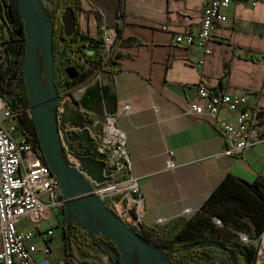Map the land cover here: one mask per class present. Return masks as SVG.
Listing matches in <instances>:
<instances>
[{
    "label": "crops",
    "instance_id": "obj_1",
    "mask_svg": "<svg viewBox=\"0 0 264 264\" xmlns=\"http://www.w3.org/2000/svg\"><path fill=\"white\" fill-rule=\"evenodd\" d=\"M77 1L75 30L100 39L105 28L117 29L120 52L114 73L96 70L68 92L93 121L113 117L125 133L130 175L143 199L140 223L170 238L201 211L227 174L247 182L264 178V0L253 6L248 0L232 2L222 8L227 19L212 31L208 54L174 39L177 33L199 30L206 0ZM2 21L0 47L9 38ZM200 84L245 93L260 142L241 154H226L220 131L209 117L188 113ZM64 106L77 114L70 99ZM81 121L86 122L80 117L76 122ZM169 159L173 169L166 168ZM215 218V226L221 227ZM53 220V225L58 223L54 214ZM38 244V239L30 243L36 259L43 257ZM209 248L216 261L220 252L225 254L216 245ZM69 251L63 228H55L52 264H71ZM82 256L78 264L112 263L106 256Z\"/></svg>",
    "mask_w": 264,
    "mask_h": 264
},
{
    "label": "built area",
    "instance_id": "obj_2",
    "mask_svg": "<svg viewBox=\"0 0 264 264\" xmlns=\"http://www.w3.org/2000/svg\"><path fill=\"white\" fill-rule=\"evenodd\" d=\"M245 0H206L202 9L199 30L197 32L177 33L174 36L177 44L185 46L197 45L204 54L210 53L207 46L212 31L226 21L227 17L221 11L232 2ZM250 5L257 0H248ZM6 19L2 21L5 30L9 24V10L3 5ZM120 22V19H118ZM103 63L114 61L120 52V37L117 29L105 28L101 37ZM79 66L83 70L89 68L84 58H78ZM203 60L200 59L199 63ZM18 77L14 74L11 83ZM12 96L0 93V264H52V239L55 228H63L64 203L60 185L54 174L40 156H38L34 139L23 132L20 127V115L27 112L30 117V108L12 110L9 99ZM247 95L210 90L205 85L197 87L196 99L191 100L188 113L195 116H206L216 125L224 142L226 154H241L251 146L260 142V138L252 129L253 112L246 107ZM241 107V108H240ZM125 106L124 110L127 111ZM59 125L64 135L68 131H80L87 128L94 140L96 151L104 155V160H85L86 163L96 165L99 180L89 177L92 192L100 197L107 205L110 198L123 197L126 200V210L133 209L140 222L142 197L139 194L136 179L130 175V158L126 151L125 133L114 124L113 117L107 116L102 121L75 122L67 125L63 119ZM61 123V121H59ZM64 155L68 166L85 172L81 165L80 156L72 149L64 146ZM172 160H167L166 168L173 169ZM101 185L100 189H95ZM125 210V211H126ZM50 211L58 217V223L45 229L36 226L31 216L34 213ZM217 225H221L219 218H215ZM25 223V224H24ZM264 229L256 239L246 232H238L241 243L253 245L256 248L257 264L264 263ZM38 239L39 251L43 257H34V246L30 243Z\"/></svg>",
    "mask_w": 264,
    "mask_h": 264
},
{
    "label": "trees",
    "instance_id": "obj_3",
    "mask_svg": "<svg viewBox=\"0 0 264 264\" xmlns=\"http://www.w3.org/2000/svg\"><path fill=\"white\" fill-rule=\"evenodd\" d=\"M9 10L7 31L12 41L16 37L17 29L22 25V17L18 0H0ZM52 3L51 21L54 25V51L58 54L59 76L56 83L62 99H70L74 104L77 115L86 121H93V117L80 111L76 102L68 92L92 72L96 70L114 73L115 61L103 63V50L101 40L80 34L75 30L73 35L65 37L62 34L61 13L66 6H70L74 12L80 9L77 0H50ZM62 5V7H61ZM17 48L13 50V57L3 69H0V93H5L13 98L12 110H22L29 107L24 83H17L22 74L23 51L17 56ZM41 57L40 50L37 52ZM84 58L89 68L83 70L79 66L78 58ZM67 66H74L79 75L70 79L64 72ZM15 73L18 77L11 83V76ZM16 86V87H15ZM20 127L23 132L29 133L34 139L38 156L44 160L35 128L27 112L20 115ZM72 151L77 153L72 144ZM212 217L221 221V227L215 226ZM124 218L129 227L134 230L142 240L153 247H161L163 252L169 253V260L174 264H219L209 253L210 245L218 246L227 255L229 264H257L256 248L240 242L238 232L252 226L257 234L264 229V178L258 177L253 182H247L239 177L227 174L219 185L210 193L204 201L201 211L194 214L185 224L170 238L159 234L154 227L145 226L138 221L133 209L124 211ZM64 240L67 251L72 245L87 256L85 249L103 242V237L93 235L90 237L81 229L77 222L71 221L63 224ZM250 235V234H249ZM251 236V235H250ZM264 264V263H260Z\"/></svg>",
    "mask_w": 264,
    "mask_h": 264
},
{
    "label": "water",
    "instance_id": "obj_4",
    "mask_svg": "<svg viewBox=\"0 0 264 264\" xmlns=\"http://www.w3.org/2000/svg\"><path fill=\"white\" fill-rule=\"evenodd\" d=\"M18 2L22 25L18 27L17 33H24V42L16 47L17 56L23 51L22 74L18 77L17 83H24L30 118L44 161L59 182L65 200V224L75 221L90 237L97 235L106 238L108 243H100L99 246L109 254L112 264H174L168 258L169 253L142 240L92 192L90 181L77 169L68 166L64 146L66 149H72V144L76 143V148L83 150L78 154L82 167L92 180L97 181L100 174L96 170V165L86 163L85 160L102 161L104 155L96 151L94 140L87 128L80 131L66 130L64 135L60 132L57 119L60 93L54 72V25L44 13L39 0ZM3 8V4L0 3L1 20L8 17L4 14ZM60 20L63 36L73 35L76 14L70 6L63 9ZM38 49L40 58L37 54ZM4 53L3 50L0 51V66ZM64 72L70 79L79 75L74 66L65 67ZM11 78H14V75ZM6 98L9 99L8 96ZM9 103L11 106L14 104L12 99H9ZM1 114L2 112L0 117ZM78 117L77 115V119ZM87 122L88 126L92 124V121Z\"/></svg>",
    "mask_w": 264,
    "mask_h": 264
},
{
    "label": "rangeland",
    "instance_id": "obj_5",
    "mask_svg": "<svg viewBox=\"0 0 264 264\" xmlns=\"http://www.w3.org/2000/svg\"><path fill=\"white\" fill-rule=\"evenodd\" d=\"M39 2L42 6L44 13L47 15V17L50 18L51 14H52V7H53L52 3L49 2L48 0H39ZM64 3H65V0H62V4H64ZM61 7H62V5H61ZM7 33L9 36V31H7ZM54 72H55V81L57 83L58 76H59V67H58V54L56 53V51H54ZM60 95H62V93ZM67 100H69V99H66L65 101H63L62 96L60 97V102H62V104L58 108L57 119H58V122L61 121V123H59V125L63 124V126H65L63 119L66 120V123L69 127V126H72L73 123H75L76 120H78V119H77V115L73 111L66 110V107L64 105H65V102ZM82 175L86 178V180L89 181V176L86 174V172L83 171ZM100 188H101V185H97V187H95V189H100ZM106 201H107L106 202L107 207L110 210H112L115 214H117L118 217L124 223H126L128 225L126 219L124 218V211L126 210V200L123 197L118 196L116 199L110 198ZM31 219H32L33 223L41 229H45L48 226L54 224L53 214L50 211H45L44 213H41V212L34 213V214H32ZM56 220L58 221L59 218L56 217ZM242 231H249V234L254 239H256L259 235L256 233L255 229L252 226L244 228V229H242ZM70 250L71 251H69V252H71V256L73 258V262H72V260H70L71 264H75V263L78 264L79 259H81L83 257L82 256L83 254L77 249V247L75 245H72ZM65 251H66V248H65ZM85 251L87 254H89V257H91V258L96 259V258L106 256L107 261H111L109 254L106 251L99 249L96 245H93L91 248H86ZM215 257L220 264H229V259L225 254H222L220 252V255L215 256Z\"/></svg>",
    "mask_w": 264,
    "mask_h": 264
},
{
    "label": "flooded vegetation",
    "instance_id": "obj_6",
    "mask_svg": "<svg viewBox=\"0 0 264 264\" xmlns=\"http://www.w3.org/2000/svg\"><path fill=\"white\" fill-rule=\"evenodd\" d=\"M23 42H24V33H20V32L16 34V37H14L12 41L9 38L7 39L6 42H5V40L3 41V45L0 47V51L3 50L5 53H4V59H3L2 63H1L0 69H3V67L7 63H9V61H11L12 58H14L13 57V50L20 43H23ZM11 85H12V83L9 84V87ZM60 97H61V95H60ZM60 97H59L58 108L62 104V102H60ZM73 146H75V148H76V143H73ZM76 150L78 151L77 154H79L81 151H83L82 149L81 150H78L77 148H76ZM102 243L107 244L108 243V240L103 237V242Z\"/></svg>",
    "mask_w": 264,
    "mask_h": 264
},
{
    "label": "bare ground",
    "instance_id": "obj_7",
    "mask_svg": "<svg viewBox=\"0 0 264 264\" xmlns=\"http://www.w3.org/2000/svg\"><path fill=\"white\" fill-rule=\"evenodd\" d=\"M263 237H264V234H263Z\"/></svg>",
    "mask_w": 264,
    "mask_h": 264
}]
</instances>
